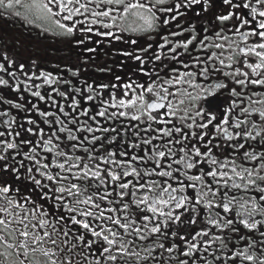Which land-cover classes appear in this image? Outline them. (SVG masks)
<instances>
[{
    "label": "snow or ice",
    "instance_id": "obj_1",
    "mask_svg": "<svg viewBox=\"0 0 264 264\" xmlns=\"http://www.w3.org/2000/svg\"><path fill=\"white\" fill-rule=\"evenodd\" d=\"M0 16L80 50L47 70L0 42V264H264V0Z\"/></svg>",
    "mask_w": 264,
    "mask_h": 264
},
{
    "label": "flooded vegetation",
    "instance_id": "obj_2",
    "mask_svg": "<svg viewBox=\"0 0 264 264\" xmlns=\"http://www.w3.org/2000/svg\"><path fill=\"white\" fill-rule=\"evenodd\" d=\"M0 42H6L21 60L34 59L47 70H54V66L68 63L80 55V50L74 45L50 33H42L36 26L15 17L0 16ZM105 61L111 65L110 58L98 53L97 63ZM86 75L98 80L110 78L108 74L92 71L91 67Z\"/></svg>",
    "mask_w": 264,
    "mask_h": 264
}]
</instances>
